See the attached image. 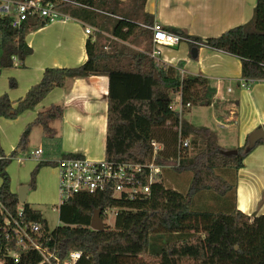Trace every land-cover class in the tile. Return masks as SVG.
<instances>
[{
    "label": "trees",
    "instance_id": "16d2710c",
    "mask_svg": "<svg viewBox=\"0 0 264 264\" xmlns=\"http://www.w3.org/2000/svg\"><path fill=\"white\" fill-rule=\"evenodd\" d=\"M69 1L81 6L61 2L56 3L57 9L96 29L94 36H88L85 41L86 60L74 67H46L41 79L14 107L7 94H1L0 117L15 118L24 110L33 109L51 89L63 86L69 77L105 74L108 91L104 159L147 163L152 157L151 141H156L161 148L155 162L173 161L179 114L170 107L172 95L179 93L183 102L192 103L198 100L192 92L201 86L203 98L198 101L207 105L214 89L201 75L181 73V62L171 65L150 56L152 33L141 26L154 22L153 15L144 10L146 0ZM33 21L12 28L9 17L0 16V67L13 66L12 56L22 61L32 53L25 42L26 33L48 23L41 18ZM166 29L177 32L174 28ZM101 31L108 32L114 39L105 38ZM187 37L193 41L188 43L189 48L205 46L239 58L242 78L264 79V0H256L246 22L219 36ZM120 42L143 47L138 50ZM62 112L59 105L39 112L25 126L17 148L9 154H5L0 145V203L12 215H17L20 208L22 224L39 222L48 229L38 209L27 202L19 203L17 193L10 189L6 168L18 152L24 150L30 129L39 125L43 133L51 134L48 122L61 117ZM180 126L181 135L189 138L190 148H195L171 168L191 172L186 191L165 187L161 181L162 171L158 180L150 184L146 198H112L109 192L76 194L60 204V224L50 229L47 245L55 248L60 257L71 250L81 251L78 264H264V212L246 215L235 208L191 209L200 192L221 198L234 188L228 171L239 169L243 158L253 149L245 150L248 135L244 144L235 148V154L224 155L222 150L225 149L217 144L207 127L193 126L182 115ZM259 126L264 130V123ZM261 143L264 138L257 140L254 147ZM45 165L55 166V163L39 161L34 166L28 183L30 190L35 188L38 169ZM97 208H117L112 227L90 228L93 211ZM163 233L167 235L166 241L152 243L153 235ZM181 233L182 236H175ZM40 261L38 253L29 251L22 254L17 263L7 259L6 264H38Z\"/></svg>",
    "mask_w": 264,
    "mask_h": 264
},
{
    "label": "crops",
    "instance_id": "0c3cea01",
    "mask_svg": "<svg viewBox=\"0 0 264 264\" xmlns=\"http://www.w3.org/2000/svg\"><path fill=\"white\" fill-rule=\"evenodd\" d=\"M255 3L256 0H146L144 10L153 15L154 21L160 22L165 28L176 29L178 34L208 38L219 36L246 22L252 15ZM69 19L75 24L54 20L44 26L29 29L25 42L32 48V53L22 61L15 56L16 60L11 67H0V95L6 93L13 107L41 79L46 67H74L86 60L85 41L88 37L83 33V28L90 25L72 17ZM33 20L28 22L32 23ZM39 34L44 36L43 48H36L35 40ZM100 34L107 39H114L108 32L101 31ZM49 36L58 40L55 48L65 50L52 56L40 55L39 52H43L47 44L45 37ZM120 43L138 50L143 47L128 42ZM188 43L181 42L172 48L163 47L160 58L171 65L181 62V73L206 78L214 94L210 103L203 105L209 110L207 115L204 112L193 115L207 123L194 124L192 112L188 108L183 109L182 118L193 126L207 127L217 144L225 150L242 146L246 136L264 123V79L254 80L248 88H241L239 58L205 46L199 47L197 56L191 58ZM68 47L78 52L70 53ZM107 91L108 77L105 74L69 77L63 86L51 89L33 109L24 110L15 118L0 117V145L5 154H9L17 148L25 126L39 112L51 105H59L63 111L61 117L48 122L51 134L43 133L39 125L30 129L24 150L19 151L6 168L12 192L17 193L18 186L28 185L30 172L39 161L55 163L66 154H87L86 157L91 159L97 156L104 158ZM97 140L103 143L100 151L94 150L91 145ZM35 143L36 147L31 149L29 146L33 147ZM37 149L41 151L35 154ZM231 171H228L229 180L234 188L224 197L217 198L209 192H200L196 200L202 206L214 210L235 208L246 215L263 213L264 143L253 147L243 158L242 166ZM50 180L53 182L52 190ZM55 184L57 187L58 173L55 166L40 167L36 174L35 188L28 190L25 202L34 209H37L33 206L35 200L49 202L52 208L55 207L59 199Z\"/></svg>",
    "mask_w": 264,
    "mask_h": 264
},
{
    "label": "built area",
    "instance_id": "2783aa9c",
    "mask_svg": "<svg viewBox=\"0 0 264 264\" xmlns=\"http://www.w3.org/2000/svg\"><path fill=\"white\" fill-rule=\"evenodd\" d=\"M61 2L81 6L69 0H0V16L9 17L12 28H19L24 22L35 18L48 22L69 19L67 14L56 7V3ZM141 26L148 28L152 33V49L149 54L157 61L160 59L159 61L164 62L160 58L163 47L172 48L181 42H193L187 36L169 31L158 21ZM95 31V28L88 25L83 28V33L87 37ZM12 60L15 61L16 57L12 56ZM253 81L254 79L242 78L239 86L248 88ZM190 106V102L182 101L179 93L170 103V107L179 114V122L176 126V155L171 162L161 164L155 162V156L161 148V144L156 141H151L152 157L144 164L108 161L104 158L95 160L83 155L58 158L55 161V168L58 173L59 199L52 210L58 211L60 204L79 193L109 192L112 198L130 200L146 198L150 184L158 180L163 169L177 166L179 160L189 153V138L181 135L180 118L183 109ZM40 151L41 149H37L35 154ZM108 210H114L116 215L117 208H104L100 214L102 221L107 217ZM21 215L20 208L17 210V215H12L0 203V264H6L7 259L17 263L22 254L29 251H35L40 255L41 261L38 264H78L82 258L81 251L71 250L64 257L58 256L55 248L52 249L47 245V241L51 238L49 228L45 229L39 222L22 224L19 221Z\"/></svg>",
    "mask_w": 264,
    "mask_h": 264
},
{
    "label": "rangeland",
    "instance_id": "374dc122",
    "mask_svg": "<svg viewBox=\"0 0 264 264\" xmlns=\"http://www.w3.org/2000/svg\"><path fill=\"white\" fill-rule=\"evenodd\" d=\"M65 22H67V24H75V22L71 19H66ZM71 26H73V25H71ZM43 38H44V36L42 34L37 35L36 40H35L36 41V48L37 47L43 48L45 46V42H44ZM45 38L47 39V44H46V47L43 49L44 51L39 52L40 55L52 56L51 54H57L60 51L65 50V48H55V45L58 41L57 39H54L52 36L45 37ZM67 50L70 51V53H74V54H76L78 52L77 50L72 49L71 47L70 48L68 47ZM202 93H203V87L198 86L197 88L194 89V91L192 92V95L195 97V99L202 100V98H203ZM175 98H176L175 96L172 97V99H175ZM198 100H196L195 102H192L191 103L192 105L190 107H188V109L192 112V119H193L192 121L196 125H200L202 123H207V122L205 120H201L200 118H196V116L193 117V115H195V114L197 115V113H199V112H204L207 115V112L209 111L205 107H203V105L200 104ZM156 133H158V131H155V134ZM102 144L103 143L101 140H97L96 142L94 141L91 145L94 148V150L100 151L102 148ZM36 145H37V143H35V145L33 147L32 146H29V147L31 149H33L34 147H36ZM29 147H28V149L30 150ZM223 147H226V146H223ZM190 149H191L190 150V154H191L195 150V148L193 149L191 147ZM226 150H229V149H226ZM82 155L88 156L87 154H82ZM102 158H103L102 156H97V158L95 160H100ZM46 166L53 167L51 165H46ZM191 175L192 174L190 171L177 172V171L172 170V169L164 168L162 176H161V181L165 187L173 188L177 191L184 192L187 189ZM50 183H51V190H52L53 189V182L50 180ZM18 188H19V186L16 188V190H18ZM55 189L57 192L56 184H55ZM32 190H34V189H32ZM36 195H37V193H36ZM201 204H202L201 202H199V201L197 202V200H196L191 205V209H193V210L205 209V208H203V206ZM33 206L41 211L43 218L47 222L49 230L54 229L57 225L60 224L59 219H58V212L55 210H52L51 203H49V202H36V200H35V202L33 203ZM102 223H103L104 227H112L114 225V223H115L114 210H108L107 217L102 221ZM189 233L190 232H188V234ZM175 236H182V233H181V235H175ZM166 237H167V235L165 233H163V234H159V235H153L151 240H152V243L159 244V243L166 241V239H167Z\"/></svg>",
    "mask_w": 264,
    "mask_h": 264
},
{
    "label": "water",
    "instance_id": "95a60500",
    "mask_svg": "<svg viewBox=\"0 0 264 264\" xmlns=\"http://www.w3.org/2000/svg\"><path fill=\"white\" fill-rule=\"evenodd\" d=\"M190 54L192 57H196L197 56V48L196 47H192L190 49ZM264 138V130L262 127H257L254 130H252L248 136V142L247 145L245 147V150L248 151L250 149H252L256 143L257 140ZM237 152L236 149H229V150H222V153L224 155H231V154H235ZM29 190L28 185H21L19 186L18 190H17V197H18V201L22 204L25 202V198L27 195V192ZM101 210L99 208L95 209L93 211L89 226L91 229L93 230H102L103 229V223H102V219H101Z\"/></svg>",
    "mask_w": 264,
    "mask_h": 264
},
{
    "label": "bare ground",
    "instance_id": "6f19581e",
    "mask_svg": "<svg viewBox=\"0 0 264 264\" xmlns=\"http://www.w3.org/2000/svg\"><path fill=\"white\" fill-rule=\"evenodd\" d=\"M165 48V47H164ZM164 57V56H163ZM165 60V59H164ZM171 60V59H170Z\"/></svg>",
    "mask_w": 264,
    "mask_h": 264
}]
</instances>
